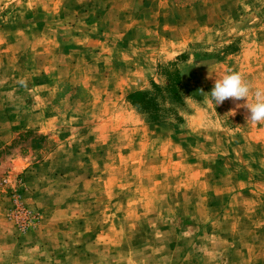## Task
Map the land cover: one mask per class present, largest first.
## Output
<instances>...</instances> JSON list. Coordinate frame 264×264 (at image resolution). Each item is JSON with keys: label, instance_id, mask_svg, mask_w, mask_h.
I'll use <instances>...</instances> for the list:
<instances>
[{"label": "rangeland", "instance_id": "374dc122", "mask_svg": "<svg viewBox=\"0 0 264 264\" xmlns=\"http://www.w3.org/2000/svg\"><path fill=\"white\" fill-rule=\"evenodd\" d=\"M232 71L264 89V0H0V264H264V123L200 92Z\"/></svg>", "mask_w": 264, "mask_h": 264}, {"label": "clouds", "instance_id": "9594fccd", "mask_svg": "<svg viewBox=\"0 0 264 264\" xmlns=\"http://www.w3.org/2000/svg\"><path fill=\"white\" fill-rule=\"evenodd\" d=\"M200 92L210 99L214 106L228 99L245 100L243 105H237V107H244L248 110L246 121L254 124L264 123V89H256L253 93L250 84L238 71H232L220 79H215L214 86L209 93H204L202 89ZM253 94L254 102H251L249 96Z\"/></svg>", "mask_w": 264, "mask_h": 264}, {"label": "trees", "instance_id": "16d2710c", "mask_svg": "<svg viewBox=\"0 0 264 264\" xmlns=\"http://www.w3.org/2000/svg\"><path fill=\"white\" fill-rule=\"evenodd\" d=\"M183 59V56H180ZM168 77L171 74L177 75V69H167ZM179 99L178 87L176 83L167 86L152 84L151 90L135 91L127 95V101L137 111L145 117L146 124L160 123L164 121V115L171 112V108L166 106L168 101Z\"/></svg>", "mask_w": 264, "mask_h": 264}, {"label": "crops", "instance_id": "0c3cea01", "mask_svg": "<svg viewBox=\"0 0 264 264\" xmlns=\"http://www.w3.org/2000/svg\"><path fill=\"white\" fill-rule=\"evenodd\" d=\"M5 259H3V263L2 264H9V262H7Z\"/></svg>", "mask_w": 264, "mask_h": 264}]
</instances>
